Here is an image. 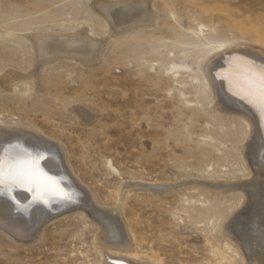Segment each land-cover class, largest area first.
Wrapping results in <instances>:
<instances>
[{"label":"rangeland","instance_id":"rangeland-1","mask_svg":"<svg viewBox=\"0 0 264 264\" xmlns=\"http://www.w3.org/2000/svg\"><path fill=\"white\" fill-rule=\"evenodd\" d=\"M140 1L0 0V81L13 77L0 84V126L59 143L96 205L40 231L1 219L0 264H245L220 237L243 199L212 186L249 180V129L196 79L209 56L196 33L264 49V0H151L154 21L117 35L99 11ZM80 31L99 42L97 60L36 55L32 37ZM112 210L126 243L106 250L95 211Z\"/></svg>","mask_w":264,"mask_h":264},{"label":"bare ground","instance_id":"bare-ground-1","mask_svg":"<svg viewBox=\"0 0 264 264\" xmlns=\"http://www.w3.org/2000/svg\"><path fill=\"white\" fill-rule=\"evenodd\" d=\"M120 3L98 5L99 11L109 23L112 19L113 24L110 25L114 34L130 33L136 25L145 26L154 21L151 0H141L135 5ZM122 8L130 9L129 13L122 11ZM119 19L126 20L127 24L121 26ZM204 28L196 36L203 51L209 56L195 77L202 79L205 87L210 88L217 111L242 120L249 129L248 138L243 144V158L250 167L249 180L212 186L218 193L236 192L243 199L241 209L234 211L222 222L223 231L220 237L226 238L225 247L228 251L232 250L231 244L237 246L242 252L245 264H264V105L258 90L250 89L245 81L250 70L259 71L264 68V49L248 44L206 39ZM86 35L82 31L76 37L55 39L56 37L42 35L32 37L31 40L34 42L36 55L44 61L70 55L85 62L94 61L95 58L97 60L99 42ZM0 82L5 88L13 87V77H4ZM26 153L35 158V166L52 180L46 186L41 184L39 187L36 184L0 187V220L11 216L17 223L33 232L40 231L53 219L72 211L94 210L91 205H95V202L89 194L87 196L59 143L30 127L0 126V160L7 161L13 155ZM110 212L95 211L99 223L105 228L102 247L106 250L112 243L121 246L126 243L123 225L113 215L117 210ZM107 253L105 254L108 255ZM225 254L222 250L218 251L219 257L227 261ZM112 259L108 255L109 263L116 262Z\"/></svg>","mask_w":264,"mask_h":264},{"label":"snow or ice","instance_id":"snow-or-ice-1","mask_svg":"<svg viewBox=\"0 0 264 264\" xmlns=\"http://www.w3.org/2000/svg\"><path fill=\"white\" fill-rule=\"evenodd\" d=\"M250 89L258 90L262 105H264V68L259 71L250 70L245 78ZM31 154H16L11 159L0 160V187L5 185L41 184L47 185L52 178L40 171L34 164ZM65 197L67 198L66 194Z\"/></svg>","mask_w":264,"mask_h":264}]
</instances>
